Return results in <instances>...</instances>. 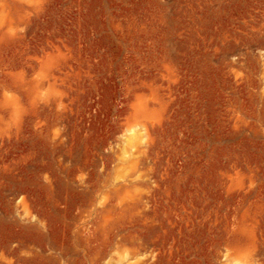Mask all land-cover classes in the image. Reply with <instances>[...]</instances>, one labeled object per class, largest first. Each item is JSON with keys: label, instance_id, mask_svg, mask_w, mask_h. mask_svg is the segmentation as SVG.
<instances>
[{"label": "rangeland", "instance_id": "rangeland-1", "mask_svg": "<svg viewBox=\"0 0 264 264\" xmlns=\"http://www.w3.org/2000/svg\"><path fill=\"white\" fill-rule=\"evenodd\" d=\"M0 264H264V0H0Z\"/></svg>", "mask_w": 264, "mask_h": 264}, {"label": "bare ground", "instance_id": "bare-ground-1", "mask_svg": "<svg viewBox=\"0 0 264 264\" xmlns=\"http://www.w3.org/2000/svg\"><path fill=\"white\" fill-rule=\"evenodd\" d=\"M135 135H136V132L135 131H133V132H131L128 136H127V138H126V140H132L133 139V137H135Z\"/></svg>", "mask_w": 264, "mask_h": 264}]
</instances>
